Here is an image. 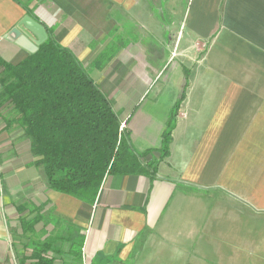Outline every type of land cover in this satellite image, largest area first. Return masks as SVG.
Returning a JSON list of instances; mask_svg holds the SVG:
<instances>
[{
  "label": "crops",
  "instance_id": "1",
  "mask_svg": "<svg viewBox=\"0 0 264 264\" xmlns=\"http://www.w3.org/2000/svg\"><path fill=\"white\" fill-rule=\"evenodd\" d=\"M27 12L81 62L146 161L184 100L155 174L108 176L93 205L47 190L33 165L5 187L4 170L34 159L20 158L28 140L13 151L22 132L4 128L0 105V264H33L25 203L65 222L60 233L73 225L81 264H264V0H0L1 61L29 55L6 39ZM70 247L48 257L72 264Z\"/></svg>",
  "mask_w": 264,
  "mask_h": 264
},
{
  "label": "trees",
  "instance_id": "2",
  "mask_svg": "<svg viewBox=\"0 0 264 264\" xmlns=\"http://www.w3.org/2000/svg\"><path fill=\"white\" fill-rule=\"evenodd\" d=\"M46 33L37 51L18 64L0 60V105L7 103L11 109L4 128H17L26 137L32 165L42 167L46 189L93 205L108 176L154 175L169 154L184 93L168 116L159 158L146 161L152 151H135L107 96L73 53L58 44L50 30ZM187 85L185 71L183 91ZM17 213L33 264H53L48 254L58 241L69 243L72 264H81L83 237L75 234L73 225L67 223L66 232H58L65 222L46 219L31 203L18 206ZM39 224L43 225L40 231L36 230Z\"/></svg>",
  "mask_w": 264,
  "mask_h": 264
},
{
  "label": "water",
  "instance_id": "3",
  "mask_svg": "<svg viewBox=\"0 0 264 264\" xmlns=\"http://www.w3.org/2000/svg\"><path fill=\"white\" fill-rule=\"evenodd\" d=\"M6 39L15 43L29 54L37 51L47 39L44 26L29 16H24L7 34Z\"/></svg>",
  "mask_w": 264,
  "mask_h": 264
},
{
  "label": "rangeland",
  "instance_id": "4",
  "mask_svg": "<svg viewBox=\"0 0 264 264\" xmlns=\"http://www.w3.org/2000/svg\"><path fill=\"white\" fill-rule=\"evenodd\" d=\"M0 126L2 127V123H1V121H0ZM20 138V140L18 141V143L16 144V145H14V147H13V151H15V152H19L21 149H24L25 150V148H26V146H27V139L25 138V137H23L22 135L19 137ZM21 159H25V160H29V162H31V160H32V157L30 156V155H28L27 157L24 155V157L23 156H21L20 157ZM31 165V166H30ZM29 166H27V167H24V169H23V173H21V175L20 174H18V173H13V176L10 174L11 173V171L10 170H4V181H3V184L5 185V187H9L10 186V188H11V186H12V184H14V182L16 181V180H18V179H20L21 177H22V175H25L26 177H30L31 176V170H30V167H32V163L30 164ZM23 166V165H22ZM27 168H29V169H27ZM0 171H2V170H0ZM16 172H18V170H16ZM35 172H37V174H36V176H39L40 175V177L42 176V171H41V169H40V171H38V169H36L35 170ZM10 176H12V177H10ZM35 176V177H36ZM31 178H34L33 176H31ZM32 204V203H31ZM32 205H34L35 206V204L33 203ZM50 213L48 214V216L47 217H45L46 219L47 218H49L50 217ZM30 218V217H29ZM14 227H18L17 226V223H15L14 222ZM16 239H18L17 237H15Z\"/></svg>",
  "mask_w": 264,
  "mask_h": 264
},
{
  "label": "built area",
  "instance_id": "5",
  "mask_svg": "<svg viewBox=\"0 0 264 264\" xmlns=\"http://www.w3.org/2000/svg\"><path fill=\"white\" fill-rule=\"evenodd\" d=\"M121 128H123V124H121Z\"/></svg>",
  "mask_w": 264,
  "mask_h": 264
}]
</instances>
